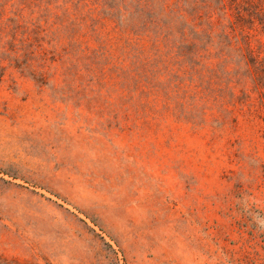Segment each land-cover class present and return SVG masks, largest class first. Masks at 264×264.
Wrapping results in <instances>:
<instances>
[{
    "label": "rangeland",
    "instance_id": "1",
    "mask_svg": "<svg viewBox=\"0 0 264 264\" xmlns=\"http://www.w3.org/2000/svg\"><path fill=\"white\" fill-rule=\"evenodd\" d=\"M0 264H264V0H0Z\"/></svg>",
    "mask_w": 264,
    "mask_h": 264
}]
</instances>
